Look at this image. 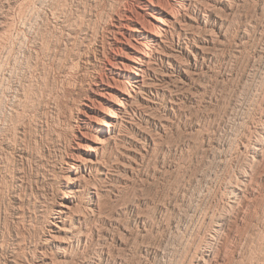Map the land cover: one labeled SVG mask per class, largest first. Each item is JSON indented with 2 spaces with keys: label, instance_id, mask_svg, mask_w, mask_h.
<instances>
[{
  "label": "rangeland",
  "instance_id": "374dc122",
  "mask_svg": "<svg viewBox=\"0 0 264 264\" xmlns=\"http://www.w3.org/2000/svg\"><path fill=\"white\" fill-rule=\"evenodd\" d=\"M136 1L0 0V264H264V0H205L196 42L179 58L164 40L147 102L89 174L71 171L105 28Z\"/></svg>",
  "mask_w": 264,
  "mask_h": 264
},
{
  "label": "bare ground",
  "instance_id": "6f19581e",
  "mask_svg": "<svg viewBox=\"0 0 264 264\" xmlns=\"http://www.w3.org/2000/svg\"><path fill=\"white\" fill-rule=\"evenodd\" d=\"M213 1H214V4L217 5L221 0H213ZM205 13H206L205 12V0H165L164 2L161 0H137L135 4H130L128 6H124L117 13H114V15H112L111 17L109 16L110 17L109 22L105 28V31H106L105 39L107 40V43L109 46V50H107V54H108L107 63L104 65L105 71H104V74L100 75V77L98 76L99 78L98 79L96 78L97 80L94 81L95 82L94 86L91 88V95L87 97V101L84 103L83 108L80 109V111L78 112V115L76 116L77 117V127H76L77 134H76V136L87 137L89 134L90 135L92 134L91 139H89V140H91L92 143L88 144V145L86 144L88 147L87 146L85 147L83 145L85 147V149L88 148L87 149L88 151H86L85 153L76 152L74 157H72V162H71L72 164L71 165L69 164L71 166L70 168H72L71 171L74 170L73 172L75 174V177L78 178V180H79V177L84 178L86 174H89L92 166H94L96 163L99 162L101 152L116 137V135L118 134V129L121 128L122 122L126 120L125 118L128 117L130 111L135 110V108L136 109L139 108L140 105H144L147 102L148 97L144 98L143 96L145 95L146 92L149 93L150 82L153 83V81H154L153 78L151 77L150 73L147 71V68H149L150 63H152L151 62L152 59H154V57L157 54H159L160 51L162 50V44H163L164 40L169 38L168 37L169 35H171V36L174 35L172 33H173V31H175V34L177 35V39L174 40V42H173L174 47H172L173 52L171 53V55L172 56L174 55L177 57H179L178 55H180V54L184 55L185 51L187 49V45H188L186 42H188V40H194L196 42V40H197V38L194 37L193 32L190 30L188 31V29L186 27H187V25H192L190 23L191 20L197 26H201V24L203 22H204L203 24L205 25V19H204ZM6 23H4V24H6ZM64 24H65V22H64ZM196 29H197V27H196ZM20 31H23V30H20ZM17 32H19V31H17ZM73 33L74 32H70V33H68V35L73 36L72 35ZM22 38H24V37H22ZM185 40H187V41H185ZM167 41H169V39ZM205 51L203 50L202 46L197 45L196 50L194 51L195 53H194L193 60L190 58H188V60H187L188 68L195 66L198 58H204ZM104 53H106V52H104ZM166 54H168V53H166ZM89 56H91V55H89ZM183 61H184V59H183ZM87 62H89V60ZM187 72H188V69H187ZM99 74H101V73L99 72ZM96 76H97V74H96ZM155 77H156V75H155ZM147 80H153V81H150L148 83ZM143 93H144V95L142 96L141 94H143ZM12 100H15V99H12ZM140 108H141V106H140ZM99 115H101L100 118H98ZM126 121H128V120H126ZM233 139H235V138L233 137ZM263 142H264V140H263ZM263 142L256 139V141L252 145V148H253V154H251L252 160H254L255 157H257V155H260V156L264 155V154H261V152H260L262 150V147H263L261 143H263ZM79 143L80 142L77 141L76 147H78V148L83 147V146H80ZM20 157L22 158V156H20ZM248 170H249V168H248ZM253 174H254V172H253ZM243 180H245V182L250 183L251 179L249 177L245 176V178ZM246 190H248V189L246 188ZM236 193H237V195H240V196L245 195V191L242 189H239V187H238V190H236ZM94 194H95V192H94ZM67 203L68 202L62 201L61 203H59V206L68 207L69 205ZM259 204H260V201H259ZM76 208L78 209V207H76ZM60 210H61V207H60ZM98 216H99V214H98ZM80 233H82V232H80ZM52 239H54V238H52ZM78 240H80L79 235H78ZM196 256H197V254H196ZM215 256H217V255H215ZM213 257H214V255H212L210 252H207V253L204 252V253L200 254V257H198V263L197 264H199V263L205 264V261L210 262V261H212ZM69 262H70V260H69ZM40 264H43V262Z\"/></svg>",
  "mask_w": 264,
  "mask_h": 264
}]
</instances>
